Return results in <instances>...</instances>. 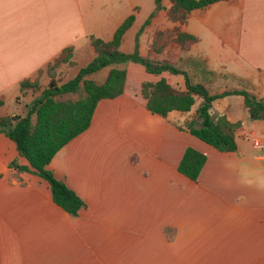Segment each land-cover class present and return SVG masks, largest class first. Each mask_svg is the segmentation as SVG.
<instances>
[{
	"label": "crops",
	"instance_id": "crops-1",
	"mask_svg": "<svg viewBox=\"0 0 264 264\" xmlns=\"http://www.w3.org/2000/svg\"><path fill=\"white\" fill-rule=\"evenodd\" d=\"M170 3L161 0L133 30L142 0H0V116L26 111L48 85L46 64L62 47L73 45L75 63L58 69L57 83L95 56L90 34L110 39L131 12L119 47L131 52L137 39L147 55L154 31L178 24L167 16ZM162 14L171 23L155 26ZM180 29L196 41L186 50L172 42L158 56L180 62L211 93L246 88L264 98V0H216L191 9ZM111 67L125 68L122 92L99 98L88 126L47 164L84 200L77 214L53 200L44 177L11 164L30 166L0 130V264H264V115L250 117L241 94L213 99L212 116L241 120L236 148L220 150L187 127L192 119L199 124L200 98L166 115L146 106L143 80L164 77L184 88L182 73L125 60L88 77L101 81ZM36 76L37 88L20 90L21 79ZM232 79L242 85L218 86ZM234 94L240 98L233 102ZM188 146L205 154L196 178L178 169Z\"/></svg>",
	"mask_w": 264,
	"mask_h": 264
},
{
	"label": "trees",
	"instance_id": "trees-1",
	"mask_svg": "<svg viewBox=\"0 0 264 264\" xmlns=\"http://www.w3.org/2000/svg\"><path fill=\"white\" fill-rule=\"evenodd\" d=\"M166 10L172 21L178 22L172 28L154 31L150 43V53L140 55L136 45L133 51L124 52L120 49V41L125 30L134 20V13H129L115 28L110 39H102L93 34L89 35L90 44L96 54L77 73L62 83H57L56 74L64 64H74L73 45L64 47L46 64V72L50 79L42 90L27 107L23 114L0 116V130L15 142L19 154L25 156L30 166L19 164L15 159L11 161L17 170H33L44 177L50 185L53 200L72 215L77 214L84 200L63 180L57 178L47 167L54 153L71 137L86 128L90 122L92 112L99 98L112 97L120 94L125 80V68L111 67L103 80L88 77L89 74L116 61L135 60L145 65L150 72L159 73L168 70L172 73L184 75V88H178L169 83L166 78L143 80L141 92L146 98V106L161 115H166L172 109L187 111L197 98H200L195 108V116L199 124L190 120L187 127L196 136L212 144L220 150H234L236 148L235 130L241 120L231 121L225 114L212 116L210 106L212 100L226 94H241L249 115L256 118L264 115V98L258 97L246 88H229L211 93L204 82L192 81L189 73L180 62L172 61L169 57L158 54L170 42L180 45L186 50L196 41L197 36L180 29V24L187 19L193 8H202L216 0H170ZM161 7V0H155V8ZM148 19H146L147 21ZM201 65L205 75H213L202 60L195 61ZM43 68L38 69L40 73ZM38 77L20 80V90L26 91L38 87ZM74 93L76 96H71ZM3 99L0 97V104ZM205 160V154L188 146L179 161L178 169L191 178H196Z\"/></svg>",
	"mask_w": 264,
	"mask_h": 264
},
{
	"label": "rangeland",
	"instance_id": "rangeland-1",
	"mask_svg": "<svg viewBox=\"0 0 264 264\" xmlns=\"http://www.w3.org/2000/svg\"><path fill=\"white\" fill-rule=\"evenodd\" d=\"M164 1H166V0H164ZM153 8H155L154 7V0H142V4H141V8H140V10H139V12H138V15L136 16V21H135V24H134V26H133V30H136L138 27H139V25L141 24V22L145 19V18H147L149 15H150V13L154 10ZM153 9V10H152ZM166 23H171V21L165 16V15H160L159 16V18L157 19V21H156V23H155V26H164V24H166ZM147 36V35H146ZM143 38V37H142ZM144 39V42H143V45H144V43H145V37L143 38ZM171 43V42H170ZM169 43V44H170ZM128 44L130 45V47L129 48H132V46H133V40H132V38H130L129 40H128ZM168 45V44H167ZM123 48H125V46H123ZM133 61V60H132ZM137 62H139V63H141L140 61H137ZM142 64V63H141ZM62 73V70L61 71H59V74H61ZM169 73V72H168ZM164 74L166 75V76H168L169 74H167V71H165L164 72ZM175 74H173V73H171L170 74V76H174ZM239 85V84H241L240 82H238L237 80H235V79H232V83H231V81H228V82H224V83H218V86H230V85ZM242 85V84H241ZM240 98V95H237V94H234V95H232V100H233V102L234 101H236V99H239ZM11 106H15V104L14 103H11ZM237 108H235L234 107V110H236Z\"/></svg>",
	"mask_w": 264,
	"mask_h": 264
}]
</instances>
